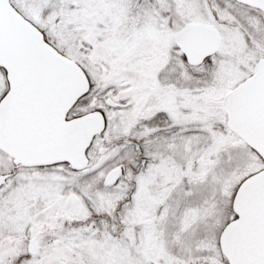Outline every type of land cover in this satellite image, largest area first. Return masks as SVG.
I'll return each instance as SVG.
<instances>
[{
	"label": "snow or ice",
	"instance_id": "1",
	"mask_svg": "<svg viewBox=\"0 0 264 264\" xmlns=\"http://www.w3.org/2000/svg\"><path fill=\"white\" fill-rule=\"evenodd\" d=\"M0 264H264V0H0Z\"/></svg>",
	"mask_w": 264,
	"mask_h": 264
}]
</instances>
